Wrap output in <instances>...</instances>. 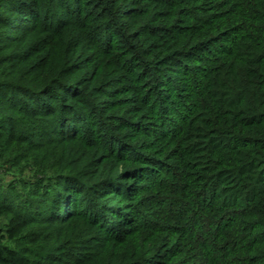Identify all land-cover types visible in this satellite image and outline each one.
Returning a JSON list of instances; mask_svg holds the SVG:
<instances>
[{
	"label": "trees",
	"instance_id": "trees-1",
	"mask_svg": "<svg viewBox=\"0 0 264 264\" xmlns=\"http://www.w3.org/2000/svg\"><path fill=\"white\" fill-rule=\"evenodd\" d=\"M0 10V264H264V0Z\"/></svg>",
	"mask_w": 264,
	"mask_h": 264
},
{
	"label": "rangeland",
	"instance_id": "rangeland-1",
	"mask_svg": "<svg viewBox=\"0 0 264 264\" xmlns=\"http://www.w3.org/2000/svg\"><path fill=\"white\" fill-rule=\"evenodd\" d=\"M1 11V10H0ZM2 12V11H1ZM7 222H5L4 220H0V234H2V236H0V244L2 245H6V246H10L11 244L4 238V233H5V225H6ZM21 247L20 248H24L26 247V243L23 242L21 240ZM29 247V246H28ZM28 258V257H27Z\"/></svg>",
	"mask_w": 264,
	"mask_h": 264
}]
</instances>
